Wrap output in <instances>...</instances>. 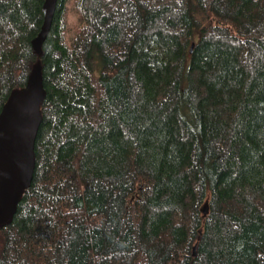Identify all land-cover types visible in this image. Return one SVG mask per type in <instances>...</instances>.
<instances>
[{
	"label": "trees",
	"instance_id": "trees-1",
	"mask_svg": "<svg viewBox=\"0 0 264 264\" xmlns=\"http://www.w3.org/2000/svg\"><path fill=\"white\" fill-rule=\"evenodd\" d=\"M44 3L0 0V114ZM43 51L0 264H264V0H59Z\"/></svg>",
	"mask_w": 264,
	"mask_h": 264
},
{
	"label": "water",
	"instance_id": "water-1",
	"mask_svg": "<svg viewBox=\"0 0 264 264\" xmlns=\"http://www.w3.org/2000/svg\"><path fill=\"white\" fill-rule=\"evenodd\" d=\"M59 0H45L44 22L32 41L38 61L26 86L14 89L0 114V229L11 225L36 169L35 145L43 122L41 105L47 91L41 57L49 36ZM194 44L191 47L193 51Z\"/></svg>",
	"mask_w": 264,
	"mask_h": 264
},
{
	"label": "rangeland",
	"instance_id": "rangeland-1",
	"mask_svg": "<svg viewBox=\"0 0 264 264\" xmlns=\"http://www.w3.org/2000/svg\"><path fill=\"white\" fill-rule=\"evenodd\" d=\"M92 67L96 74H99L101 72L103 61L99 52H95L93 55Z\"/></svg>",
	"mask_w": 264,
	"mask_h": 264
}]
</instances>
